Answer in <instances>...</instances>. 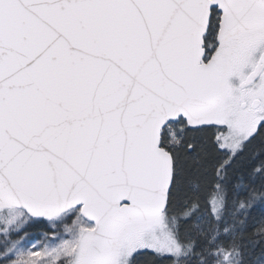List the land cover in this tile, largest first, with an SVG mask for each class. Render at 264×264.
<instances>
[{
	"label": "snow or ice",
	"instance_id": "1",
	"mask_svg": "<svg viewBox=\"0 0 264 264\" xmlns=\"http://www.w3.org/2000/svg\"><path fill=\"white\" fill-rule=\"evenodd\" d=\"M0 264H264V0H0Z\"/></svg>",
	"mask_w": 264,
	"mask_h": 264
},
{
	"label": "rangeland",
	"instance_id": "2",
	"mask_svg": "<svg viewBox=\"0 0 264 264\" xmlns=\"http://www.w3.org/2000/svg\"><path fill=\"white\" fill-rule=\"evenodd\" d=\"M48 226V230H51L52 229V226L51 225H47ZM34 228H30L28 229L29 231V237L27 238L29 243H33L37 240H40L42 239V235H43V232L45 231H36V230H33Z\"/></svg>",
	"mask_w": 264,
	"mask_h": 264
},
{
	"label": "trees",
	"instance_id": "3",
	"mask_svg": "<svg viewBox=\"0 0 264 264\" xmlns=\"http://www.w3.org/2000/svg\"><path fill=\"white\" fill-rule=\"evenodd\" d=\"M33 230H36V231H47L48 230V226H46V227L37 226V227H34Z\"/></svg>",
	"mask_w": 264,
	"mask_h": 264
}]
</instances>
